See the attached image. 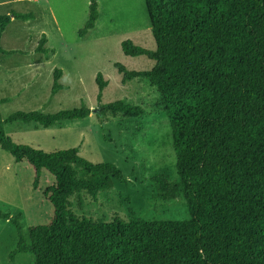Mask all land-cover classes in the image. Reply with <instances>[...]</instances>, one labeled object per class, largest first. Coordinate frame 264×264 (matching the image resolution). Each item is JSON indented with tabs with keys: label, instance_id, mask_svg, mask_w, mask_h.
I'll list each match as a JSON object with an SVG mask.
<instances>
[{
	"label": "trees",
	"instance_id": "trees-1",
	"mask_svg": "<svg viewBox=\"0 0 264 264\" xmlns=\"http://www.w3.org/2000/svg\"><path fill=\"white\" fill-rule=\"evenodd\" d=\"M155 49L121 42L127 56L154 60L149 70H128L114 63L121 82L147 79L159 95L171 128L175 171L187 220H131L113 216L91 222L73 214L71 198L95 196L127 177L113 163L93 164L76 149L44 152L12 141L3 125L15 121L50 127L86 118L81 104L52 114L16 111L0 117V147L16 162L25 160L36 189L43 170L54 183L43 196L53 206L44 225L26 233L11 217L17 242L10 252L29 253L34 264H264V0H144ZM98 4L91 0L78 35L94 29ZM32 12L0 14V38L11 19L29 20ZM44 33L35 52L46 58ZM12 50L0 47V53ZM54 68L50 94L63 85ZM98 101L106 86L95 77ZM7 98H1L0 103ZM103 123L108 114L141 117L145 110L122 100L93 109ZM0 218L9 219L0 211Z\"/></svg>",
	"mask_w": 264,
	"mask_h": 264
},
{
	"label": "rangeland",
	"instance_id": "rangeland-1",
	"mask_svg": "<svg viewBox=\"0 0 264 264\" xmlns=\"http://www.w3.org/2000/svg\"><path fill=\"white\" fill-rule=\"evenodd\" d=\"M98 19L93 30L80 37L78 30L88 16L91 0H0V14L32 12L27 21L12 19L0 38V47L12 53H0V117L6 119L16 111L38 110L52 114L81 104L91 110L83 119L64 120L50 127L35 122L15 121L3 125L12 141L44 152L76 149L79 156L97 164L113 163L127 177L95 196L83 191L71 198L72 212L91 222H108L113 216L131 220H187L189 212L175 171L171 128L162 110L157 90L147 79L134 78L121 82L114 67L120 63L128 70H149L154 60L144 55L127 56L121 42L154 50L144 0H94ZM49 37L44 46L55 48L46 58L35 52L42 33ZM51 55V53H50ZM63 74V85L51 96L53 70ZM100 72L105 88L98 101L95 81ZM122 100L140 106L145 114L129 118L108 114L101 123L93 112L99 103ZM34 173L25 161L16 162L0 147V264H34L29 253L9 259L15 248L17 232L10 221L17 216L23 233L31 226L47 224L53 206L43 196L54 183L46 171L38 187L33 188Z\"/></svg>",
	"mask_w": 264,
	"mask_h": 264
},
{
	"label": "crops",
	"instance_id": "crops-1",
	"mask_svg": "<svg viewBox=\"0 0 264 264\" xmlns=\"http://www.w3.org/2000/svg\"><path fill=\"white\" fill-rule=\"evenodd\" d=\"M34 1V0H33ZM35 1H38V0H35ZM12 20V19H11ZM30 20V19H29ZM27 21V20H26ZM96 25V24H95ZM44 33V32H43ZM44 35H45V37H46V41H47V45L49 44V37L47 36V34L46 33H44ZM45 41V42H46ZM47 47V46H46ZM49 48V47H48ZM51 50H52V52H51V55L49 54V57L48 58H50L51 56H52V54H53V52L55 51V48H50ZM35 51V50H34ZM62 74H63V70H62ZM62 74H61V76H62ZM42 173H43V171H42ZM42 175V174H41Z\"/></svg>",
	"mask_w": 264,
	"mask_h": 264
}]
</instances>
